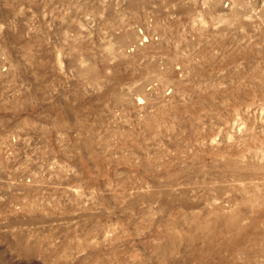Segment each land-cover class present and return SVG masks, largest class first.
I'll list each match as a JSON object with an SVG mask.
<instances>
[{
	"label": "rangeland",
	"instance_id": "1",
	"mask_svg": "<svg viewBox=\"0 0 264 264\" xmlns=\"http://www.w3.org/2000/svg\"><path fill=\"white\" fill-rule=\"evenodd\" d=\"M0 264H264V0H0Z\"/></svg>",
	"mask_w": 264,
	"mask_h": 264
}]
</instances>
